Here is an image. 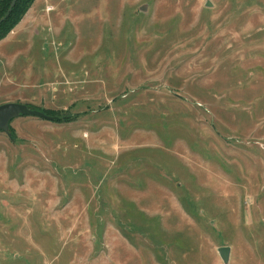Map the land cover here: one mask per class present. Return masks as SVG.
Returning <instances> with one entry per match:
<instances>
[{
    "label": "rangeland",
    "instance_id": "rangeland-1",
    "mask_svg": "<svg viewBox=\"0 0 264 264\" xmlns=\"http://www.w3.org/2000/svg\"><path fill=\"white\" fill-rule=\"evenodd\" d=\"M8 102L0 264H264V0H36Z\"/></svg>",
    "mask_w": 264,
    "mask_h": 264
},
{
    "label": "water",
    "instance_id": "water-1",
    "mask_svg": "<svg viewBox=\"0 0 264 264\" xmlns=\"http://www.w3.org/2000/svg\"><path fill=\"white\" fill-rule=\"evenodd\" d=\"M16 0H12L7 11L5 14L0 18V23L9 15L10 11L12 10L13 6L15 5ZM25 115V116H36L41 118H50L44 113L28 108L27 106L15 103V102H8L0 104V129L6 130L8 127V123L10 120L17 116V115ZM220 255L222 259L227 262L228 260V247H222L219 249Z\"/></svg>",
    "mask_w": 264,
    "mask_h": 264
},
{
    "label": "trees",
    "instance_id": "trees-1",
    "mask_svg": "<svg viewBox=\"0 0 264 264\" xmlns=\"http://www.w3.org/2000/svg\"><path fill=\"white\" fill-rule=\"evenodd\" d=\"M12 0H0V18L7 11ZM34 0H16L9 15L0 23V39L20 20Z\"/></svg>",
    "mask_w": 264,
    "mask_h": 264
},
{
    "label": "crops",
    "instance_id": "crops-1",
    "mask_svg": "<svg viewBox=\"0 0 264 264\" xmlns=\"http://www.w3.org/2000/svg\"><path fill=\"white\" fill-rule=\"evenodd\" d=\"M34 2H36V0H34L33 3H34ZM33 3H32V5H33ZM34 6H36V3L34 4ZM34 6L31 8V10L34 8ZM49 10H50V9H49ZM49 10H48V11H49ZM33 12H34V10H33ZM32 14H33V13H32Z\"/></svg>",
    "mask_w": 264,
    "mask_h": 264
}]
</instances>
